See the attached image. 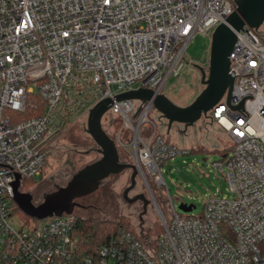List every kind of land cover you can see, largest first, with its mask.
<instances>
[{"label": "built area", "instance_id": "2783aa9c", "mask_svg": "<svg viewBox=\"0 0 264 264\" xmlns=\"http://www.w3.org/2000/svg\"><path fill=\"white\" fill-rule=\"evenodd\" d=\"M235 0H0V264H264V36L245 26L230 54L233 88L208 112L228 133L231 150L214 162L219 189L198 215L166 217L153 196L162 233L146 240L120 230L96 254L81 250L76 214L13 227L14 183L41 176L53 140L79 112L111 98L103 119L139 176L166 187L162 167L191 148L168 139L153 101L117 100L128 90L162 93L179 76L196 34L212 36ZM117 86V90L113 86ZM44 113L10 123L7 110ZM243 103L242 108H238ZM119 150V151H120Z\"/></svg>", "mask_w": 264, "mask_h": 264}, {"label": "rangeland", "instance_id": "374dc122", "mask_svg": "<svg viewBox=\"0 0 264 264\" xmlns=\"http://www.w3.org/2000/svg\"><path fill=\"white\" fill-rule=\"evenodd\" d=\"M210 47L211 36L196 34L185 51L182 73L177 77L171 76L162 93L178 105L190 104L204 89L200 73L194 64L208 62ZM113 89L117 90V86L114 85ZM88 115L87 111L79 112L70 121L67 129L53 140L47 153L42 177H34L37 183L22 185L23 191L33 195L35 204L42 203L45 195L65 187L80 169L101 158L97 143L87 131ZM151 116L159 122L160 114L155 108L152 109ZM102 124L105 131L114 139L118 123L115 121L114 127H110L108 121L102 119ZM161 130L167 134L169 140L199 152L178 155L165 162L162 171L167 185L164 188H160L151 179L149 188L141 176L137 175L136 185L128 192V197L134 198L143 194L150 200L146 211L143 199L130 202L125 197V190L131 185L132 175L131 169H125L105 178L94 192L77 198L76 201L81 206L75 207L73 213L95 222L124 221L128 227L149 240L163 231L153 196L160 203L166 217L171 216L172 207L168 200L167 188L173 207L181 215L185 214L180 208L182 203L193 204L195 207L190 214L198 215L203 211L206 199L219 189L222 190V195L231 196L227 190L226 180L214 165V162L222 159V154L219 152L231 150L228 133L211 118L205 116L187 129L181 123H174L169 129L168 120H165ZM119 155L122 162L134 164L129 154L120 150ZM11 216V223L16 229L41 224L52 218V216L43 219L31 217L25 214L17 203Z\"/></svg>", "mask_w": 264, "mask_h": 264}, {"label": "water", "instance_id": "95a60500", "mask_svg": "<svg viewBox=\"0 0 264 264\" xmlns=\"http://www.w3.org/2000/svg\"><path fill=\"white\" fill-rule=\"evenodd\" d=\"M235 4L236 10L225 17L211 36L209 66L204 69L198 65L204 89L190 104L178 105L165 94L148 88L128 90L115 98L117 100H152L155 109L168 120L169 129L174 123L184 124L187 129L195 125L203 116L208 117V112L221 102L225 93L229 101L234 82L229 74L230 54L238 32L244 30L245 26H250L264 36V0H235ZM112 104L113 99H103L90 109L88 115L87 131L97 143L101 158L80 169L65 187L45 195L42 203L35 204L30 192L21 191V181L18 177L14 183V200L25 214L38 219L53 215L61 216L64 213L72 214L75 207L81 206L76 201L77 198L94 192L105 178L125 169L132 170L131 185L125 190V197L130 202L139 198L143 199L146 211L150 200L143 194L136 195L134 198L128 197V192L136 185L138 170L135 164L120 160L116 142L105 131L102 124V119ZM242 107L243 103L238 106V108ZM194 207L193 204L180 205L183 211H191Z\"/></svg>", "mask_w": 264, "mask_h": 264}, {"label": "trees", "instance_id": "16d2710c", "mask_svg": "<svg viewBox=\"0 0 264 264\" xmlns=\"http://www.w3.org/2000/svg\"><path fill=\"white\" fill-rule=\"evenodd\" d=\"M33 100L35 102V107H31L30 105H27L25 110L23 111L7 110L6 113L11 118L10 123L14 124L23 120H27L32 117L42 115L46 109V105L44 101H42V99L38 94H35L33 96ZM115 121L118 123L117 124L118 129H120L121 120L116 119ZM229 151L230 150H226L219 153L222 154V156H225ZM193 152H199V151L191 150V153ZM40 177H42V175ZM23 182L24 183H22V185L23 184L33 185L37 183V181H35L34 178L25 179ZM21 191H23L22 188ZM75 228H76L75 233L79 238L81 250L87 254H96L101 246L107 244L110 241V239L122 229H128L133 232H137L133 228L128 227V224H126L124 221L119 220V221H113L111 223H107V221L95 222L81 218L78 215H76Z\"/></svg>", "mask_w": 264, "mask_h": 264}, {"label": "flooded vegetation", "instance_id": "af4514ba", "mask_svg": "<svg viewBox=\"0 0 264 264\" xmlns=\"http://www.w3.org/2000/svg\"><path fill=\"white\" fill-rule=\"evenodd\" d=\"M198 65H200L204 69H207L208 66H209V60H208V62L206 64H199V63L198 64H194V67L198 70V72L200 73V77H201V70H200Z\"/></svg>", "mask_w": 264, "mask_h": 264}]
</instances>
